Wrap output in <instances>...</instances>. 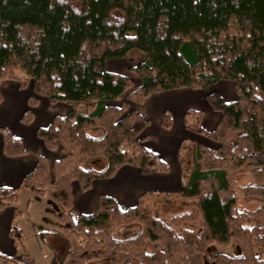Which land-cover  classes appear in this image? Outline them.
Listing matches in <instances>:
<instances>
[{
    "label": "trees",
    "instance_id": "16d2710c",
    "mask_svg": "<svg viewBox=\"0 0 264 264\" xmlns=\"http://www.w3.org/2000/svg\"><path fill=\"white\" fill-rule=\"evenodd\" d=\"M134 49L146 54L130 67L142 80L137 87L132 77L107 66L108 59ZM6 79L20 88L31 81L39 95L72 106L36 131L48 149L60 144L64 156L51 164L40 154L18 187L0 188V210L17 200L21 187L38 196L48 188L57 193L52 264H204L215 243L233 239L242 252L217 253L212 264H264V0H0V85ZM224 79L234 81L238 97L207 95L221 112L214 130L203 126L202 110L185 112L186 127L219 146L182 142L180 189L146 190L128 209L101 193L95 211L72 216L74 182L87 191L125 164L144 174L170 170L145 145L150 120L131 102ZM124 96L120 105L108 103ZM28 100L34 106L38 98ZM33 116L28 109L22 121ZM162 123L172 125L169 111ZM0 132L5 155L27 153L10 127L0 126ZM241 170H251L255 179L246 195L261 199L252 226L237 206L234 182ZM163 197L180 198L190 208L167 220L155 211Z\"/></svg>",
    "mask_w": 264,
    "mask_h": 264
},
{
    "label": "crops",
    "instance_id": "0c3cea01",
    "mask_svg": "<svg viewBox=\"0 0 264 264\" xmlns=\"http://www.w3.org/2000/svg\"><path fill=\"white\" fill-rule=\"evenodd\" d=\"M137 51L141 50H131L127 55L136 53ZM125 57L108 59V69L132 77L130 73H136L132 70L127 72L124 69L127 66L126 60H124ZM134 58V56L130 57L132 60ZM138 77L141 84L142 80L139 75ZM0 87L3 93L0 108L7 104L10 97L14 98V100L21 98L22 109L26 110L30 107L34 112L32 121L24 123L28 126H20L19 124V127L15 128L9 119L0 122V126L10 127L14 135L20 137L27 148V153L22 155H5L2 149L3 135L0 132V188H15L20 185L23 177L35 166L40 154L48 156L51 164L56 159L64 156L65 150L60 144L54 150L48 149L42 139L38 137L36 131L40 126H48L55 115H66L72 109V106L70 103L64 101L51 102L47 97L42 95L38 97L37 104L31 106L28 100L30 97L24 101V95L21 93L23 90H21L19 82L16 80H3ZM214 91L218 92L225 101H233L238 97L234 81L224 79L210 85L209 88L196 89L185 87L171 89L156 92L147 97L142 103L131 102V107L137 109L150 120V124L145 130V134L147 135L144 141L145 145L167 161L170 165V170L167 172L158 171L144 174L139 167L125 164L113 177L97 179L92 188L87 191L82 190L79 184L74 182L72 216L77 219L80 213L95 211L101 193L114 196L121 208L128 209L136 205L139 197L146 190L175 191L180 189L182 174L178 155L182 142L184 140L192 141L210 148H217L219 146L217 141L204 134L188 129L184 122L186 110L193 108L203 111L202 124L207 130L212 131L216 128L221 119V112L216 110L207 98V95ZM120 101L111 100L108 103L119 105ZM12 104L14 112L11 111V108H8L4 116L5 118L9 117L8 114L15 113L17 109L15 105L17 103L12 102ZM41 104H43V107ZM165 111H169L172 114V125L170 127H165L162 123ZM16 112L17 117L21 121V113L19 111ZM58 150H60V155L56 154ZM22 189L30 188L21 187L20 192ZM46 196L50 198L49 203L52 202L59 206L57 193L53 189H47L44 196L38 197L45 199ZM17 205L18 202L16 200L0 210V264H35L26 255L27 249L24 241L22 240L21 244H16L15 235L11 232V230L14 232L16 225L19 226L18 220L21 217L23 218L24 215L18 212ZM27 212L30 216L28 208ZM6 257H14L16 258V262L7 261Z\"/></svg>",
    "mask_w": 264,
    "mask_h": 264
},
{
    "label": "rangeland",
    "instance_id": "374dc122",
    "mask_svg": "<svg viewBox=\"0 0 264 264\" xmlns=\"http://www.w3.org/2000/svg\"><path fill=\"white\" fill-rule=\"evenodd\" d=\"M133 54V55H132ZM131 56L135 58L130 59ZM146 59V54L142 51H137L136 53H131L125 57L127 66L125 70L128 72L131 66L138 64ZM135 73V72H134ZM134 78L136 87L139 86V77L136 74L130 73ZM20 87V86H19ZM23 90L21 93L26 99L28 97L38 98L40 95L34 90L33 83H30L25 87L21 88ZM21 98L14 100L10 97V100L0 108V122L9 119L12 126L15 128L20 126H28L22 121V117L28 109H22ZM121 103L123 100H128L127 96L120 99ZM12 102L17 103L15 107L16 111L21 113L20 118L17 117V112L8 114L9 117L5 118L8 108L12 110ZM120 103V104H121ZM119 104V105H120ZM115 105V104H113ZM117 105V104H116ZM43 107V104H41ZM60 155V150L57 151ZM255 183L254 175L251 170H241L235 174L234 190L236 192L238 202V209L241 211H246L249 214L248 223L252 226L257 222L256 212L261 205V199L256 196H248L245 193V187L249 184ZM23 188V187H22ZM17 192V202H18V212L24 214L23 218H19V226L13 232L15 239H17L18 244H21L22 240L26 244V249L29 259L35 264H52L54 250L53 247L58 245V237L55 235V231L58 230V223L60 222L59 216V206L49 203L50 198L46 196L45 199H40L38 197L35 189H22ZM49 189V188H48ZM52 194V193H51ZM50 194V195H51ZM48 199V200H47ZM48 202V203H47ZM27 208L30 211V216L27 212ZM189 204L180 198L163 197L161 202L155 207V211L161 217L170 220L175 213H182L189 209ZM20 215V214H19ZM130 227V226H129ZM124 227L117 229V234L122 236L124 234ZM213 255L210 258H206L204 264H212L213 257L217 253H227V254H240L242 252L241 243L237 239H233L228 245H221L215 243L213 245Z\"/></svg>",
    "mask_w": 264,
    "mask_h": 264
}]
</instances>
